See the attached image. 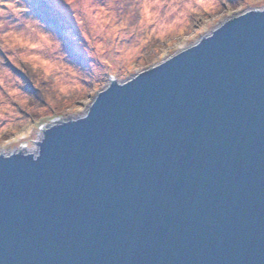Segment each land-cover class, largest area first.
I'll return each mask as SVG.
<instances>
[{
  "label": "water",
  "instance_id": "95a60500",
  "mask_svg": "<svg viewBox=\"0 0 264 264\" xmlns=\"http://www.w3.org/2000/svg\"><path fill=\"white\" fill-rule=\"evenodd\" d=\"M0 154V264H264V9Z\"/></svg>",
  "mask_w": 264,
  "mask_h": 264
},
{
  "label": "rangeland",
  "instance_id": "374dc122",
  "mask_svg": "<svg viewBox=\"0 0 264 264\" xmlns=\"http://www.w3.org/2000/svg\"><path fill=\"white\" fill-rule=\"evenodd\" d=\"M30 5L0 0L4 155L35 153L44 128L84 117L112 77L129 81L264 0H51L55 29Z\"/></svg>",
  "mask_w": 264,
  "mask_h": 264
},
{
  "label": "snow or ice",
  "instance_id": "6c2138e0",
  "mask_svg": "<svg viewBox=\"0 0 264 264\" xmlns=\"http://www.w3.org/2000/svg\"><path fill=\"white\" fill-rule=\"evenodd\" d=\"M71 2V0H69ZM50 3L51 0H31V10L34 14L38 17L44 19L45 16L47 17L46 22L51 25L53 29L57 26V20L52 15H47L50 12ZM45 14V15H42ZM69 55H71V51H69Z\"/></svg>",
  "mask_w": 264,
  "mask_h": 264
},
{
  "label": "trees",
  "instance_id": "16d2710c",
  "mask_svg": "<svg viewBox=\"0 0 264 264\" xmlns=\"http://www.w3.org/2000/svg\"><path fill=\"white\" fill-rule=\"evenodd\" d=\"M28 81V82H27ZM26 83H31V85L30 84H27V85H29V86H31V87H34V83L32 82V81H30V80H26ZM29 86H27V87H29ZM29 89V88H28ZM31 92H32V90L30 89L29 91H28V93L29 94H31Z\"/></svg>",
  "mask_w": 264,
  "mask_h": 264
}]
</instances>
